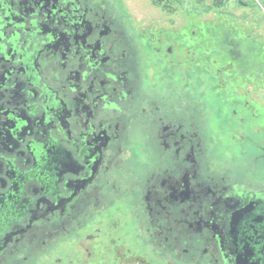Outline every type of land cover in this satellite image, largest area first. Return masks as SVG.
<instances>
[{"label":"flooded vegetation","instance_id":"af4514ba","mask_svg":"<svg viewBox=\"0 0 264 264\" xmlns=\"http://www.w3.org/2000/svg\"><path fill=\"white\" fill-rule=\"evenodd\" d=\"M119 12L0 0V264H129L133 245L167 264H264L262 115L234 104L218 149L194 34L136 33ZM231 68L219 88L260 102V66Z\"/></svg>","mask_w":264,"mask_h":264},{"label":"rangeland","instance_id":"374dc122","mask_svg":"<svg viewBox=\"0 0 264 264\" xmlns=\"http://www.w3.org/2000/svg\"><path fill=\"white\" fill-rule=\"evenodd\" d=\"M111 1L115 2L120 11L119 15L124 20L132 21L136 33L151 28L161 30L166 36L181 33L183 39H189L191 33L194 34L198 77L204 81L210 79L211 74L215 77L211 87L213 89L204 88L203 99L205 109L207 105L213 110V141L218 149L222 150L228 142L224 131L227 130L225 126L229 119L223 116L233 110L234 104H242L245 101L251 104L250 109L236 106L235 111L238 114L262 115L256 117L257 129L260 132L254 138L264 146V0H221L219 7L214 5V0H166L165 8L153 3V0ZM229 44L236 45L239 54L237 63L228 64L231 61L226 53ZM188 48L192 49L194 46L190 45ZM213 59L219 63L212 65ZM257 65L260 66L262 81L260 102H253L252 89L249 90L250 100L245 95L239 98L231 95L233 90L230 85L226 89L219 88L220 78L216 79L218 69L223 71V68L232 67L229 71L233 73L236 68L239 71L249 67L252 69ZM246 90L236 92L242 93ZM240 118L237 117L236 120ZM249 122L252 123L250 119ZM229 151H233L232 148H229ZM131 252L141 257L130 258L129 264H167L166 260L158 262L157 259L149 258L144 250H139L135 245L131 246ZM72 254L71 250L69 256Z\"/></svg>","mask_w":264,"mask_h":264},{"label":"trees","instance_id":"16d2710c","mask_svg":"<svg viewBox=\"0 0 264 264\" xmlns=\"http://www.w3.org/2000/svg\"><path fill=\"white\" fill-rule=\"evenodd\" d=\"M166 2H167L166 0H153V3L157 4L158 6L162 5L164 8L166 7V5H165ZM221 4H222L221 0H214L215 6L219 7V6H221Z\"/></svg>","mask_w":264,"mask_h":264}]
</instances>
